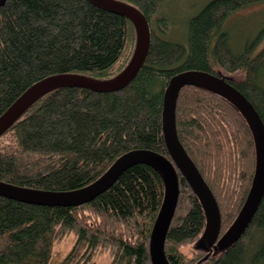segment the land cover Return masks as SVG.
Here are the masks:
<instances>
[{"label":"trees","instance_id":"1","mask_svg":"<svg viewBox=\"0 0 264 264\" xmlns=\"http://www.w3.org/2000/svg\"><path fill=\"white\" fill-rule=\"evenodd\" d=\"M137 7L151 28L138 75L115 91L55 88L35 100L0 136V180L69 192L100 179L122 155L152 150L173 161L163 128L164 93L172 76L202 70L223 77L253 104L264 123V22L239 49L226 26L235 12L264 0H210L189 22L188 44L167 38L164 0H119ZM136 29L124 15L89 0H0V116L33 84L56 74L108 80L131 62ZM260 48V49H259ZM176 131L212 192L223 238L247 200L264 154L241 110L226 97L185 85ZM174 163V161H173ZM179 198L164 244L169 264H264V197L245 231L224 249L183 246L207 228L202 201L174 163ZM154 164L127 168L79 205L40 204L0 192V264H49L54 247L74 235L58 264H153L151 235L166 191Z\"/></svg>","mask_w":264,"mask_h":264},{"label":"water","instance_id":"2","mask_svg":"<svg viewBox=\"0 0 264 264\" xmlns=\"http://www.w3.org/2000/svg\"><path fill=\"white\" fill-rule=\"evenodd\" d=\"M94 5L129 18L135 26L137 45L129 65L116 77L108 80L93 79L79 74H56L46 77L29 87L1 116L0 136L24 113V111L45 93L64 86H82L96 91H115L127 86L140 72L151 45V29L145 15L135 6L119 0H89ZM185 85H194L212 90L234 103L248 120L258 147L264 150V123L249 99L223 77L202 70H186L171 77L164 93L163 128L170 155L199 196L207 217L210 238L219 230V211L212 192L199 170L190 159L179 141L176 131V104L179 93ZM172 160L152 150L137 149L122 155L112 167L93 184L75 191L52 192L16 187L15 193L2 192L26 201L40 204L79 205L95 198L108 189L130 166L147 162L154 164L162 172L166 191L164 201L156 220L152 241L151 258L153 264H169L164 244L179 198V177ZM264 197V154L257 163L254 181L249 196L237 218L223 236L227 246L237 239L247 228Z\"/></svg>","mask_w":264,"mask_h":264},{"label":"rangeland","instance_id":"3","mask_svg":"<svg viewBox=\"0 0 264 264\" xmlns=\"http://www.w3.org/2000/svg\"><path fill=\"white\" fill-rule=\"evenodd\" d=\"M210 0H164L154 18L164 16L167 18L166 37L188 44L189 22ZM264 22V2L250 5L232 14L226 26L231 30V44L239 49L248 35L254 36ZM264 46V39L260 43ZM259 48V49H260ZM15 185L0 180V191L15 193ZM23 189H31L22 187ZM204 233V234H203ZM194 243L183 246L182 250L191 256L196 248H210L213 252L224 249L223 239L210 238L208 231L203 232ZM74 235L69 236L55 245L49 264H58L73 246ZM108 253L97 256L96 264H109Z\"/></svg>","mask_w":264,"mask_h":264},{"label":"bare ground","instance_id":"4","mask_svg":"<svg viewBox=\"0 0 264 264\" xmlns=\"http://www.w3.org/2000/svg\"><path fill=\"white\" fill-rule=\"evenodd\" d=\"M151 29V28H150ZM128 153V152H127ZM258 163V161H257ZM256 167H257V164H256ZM256 172V171H255ZM163 175V174H162ZM187 179V178H186ZM165 180V179H164ZM180 186V185H179ZM166 188V187H165ZM251 189V188H250ZM246 202V201H245ZM204 234V233H203ZM151 241H152V235H151Z\"/></svg>","mask_w":264,"mask_h":264}]
</instances>
